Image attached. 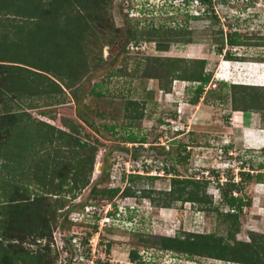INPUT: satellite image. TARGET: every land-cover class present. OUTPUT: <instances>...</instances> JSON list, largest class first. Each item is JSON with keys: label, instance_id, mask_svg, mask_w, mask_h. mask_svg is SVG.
Segmentation results:
<instances>
[{"label": "rangeland", "instance_id": "1", "mask_svg": "<svg viewBox=\"0 0 264 264\" xmlns=\"http://www.w3.org/2000/svg\"><path fill=\"white\" fill-rule=\"evenodd\" d=\"M211 2L212 4L205 0H111L107 12L112 13L114 26L120 27L121 31L108 44L98 41L95 59L103 58L106 62L102 69L96 70L92 79L87 78L76 86L85 95L84 101L77 104L69 99L67 103L52 106L55 109L50 106L28 109L32 117L25 139L20 141L17 148L4 150V153H10V159L0 156L3 161V167H0V198L3 197L1 190H5L8 195L12 191L15 196L25 198L23 202L31 207L30 213L35 212V216V207L49 203V197H56L55 193L59 192L61 183L69 182L65 186L75 185L66 175L67 168L61 172L52 165L54 161H41L43 158L39 155L43 153L37 151L52 147L54 142L47 139L46 130L50 128L38 123V114L46 111L56 117L53 121L45 119L67 132L64 139L58 140L60 144L63 140V145L66 140H70L69 133H76L70 131L72 125L79 126V136L83 139H87L88 134L90 137L87 140L90 142H101L88 185L76 199L65 193L64 199L68 200H65V205L59 210V223L53 229V240L56 241L57 237L58 242L55 247L51 244L52 251L49 254L41 256L40 264H60L64 257L65 264H76V257L80 255L77 243L65 240L62 235L63 232L73 231L87 235V246L90 248L87 251L95 255L94 260H91L90 254L85 255L79 259L80 264H229L210 256L188 257L185 253L161 250L159 245L153 243L162 236H173L181 230L215 232L222 237L228 235V224L219 219L216 213L207 216L191 202L173 201L168 206H159L152 198L140 196L143 188L169 190L174 172L181 174V177L207 179L208 176H213L210 180L215 181L208 185L207 194L214 197L215 204L222 202V188L217 183L226 184L223 189H227L231 181L241 180V171L251 172L254 177L244 183L242 190L234 192L235 195L244 196L249 203L243 209L241 228L236 234V240L250 241V231L264 236V149L253 150L248 147L251 144V132L258 131L259 127L264 128V110H235L230 85L235 82L264 86V62L256 61L264 56V0ZM15 17L23 19L19 15ZM136 21H139V30H151L152 33L146 38L147 34L140 37L138 42L133 36L130 37L129 32V29L135 28ZM100 25L106 30L105 23L101 22ZM181 26L185 29H181L182 32L176 35V28ZM221 30L226 39L227 33L237 31L240 34L239 40L243 39L245 44H227L220 53L218 48ZM184 38H192L193 41L185 42ZM229 49L234 52L233 61L226 60V50ZM150 55L207 59L206 68L213 75L199 102L192 104L188 101L194 95L192 90L196 84H188L180 79L173 80L172 89L167 91L158 87L157 79L137 77L131 81L130 78L123 77L117 81L114 77L110 83L112 94L102 97L90 95V90L110 69L107 68L109 63L112 64L114 60L120 61L119 63L126 61L133 70L135 60ZM92 56L89 55L88 59ZM241 57L247 61H241ZM223 77L227 79L226 86L219 83ZM107 88L106 85L103 90ZM120 90H124L130 99L140 102L139 105L144 107V118L134 121L125 118L126 99L113 98ZM85 101L88 107L85 106ZM237 105L243 108L244 103L238 99ZM181 124L185 125L184 131H176ZM131 134L138 139L144 137L146 141L131 142L128 139ZM30 145L34 147L36 156L28 155L31 152ZM20 147L28 155V159L19 156ZM60 148L62 150H58V153L61 155L60 159L64 158L62 161L65 167L78 153L71 144L66 147L60 145ZM144 162L147 164L146 169L143 167ZM123 166L127 173H132V166H135L142 170L136 173L159 177L151 180L144 176L132 182L124 174ZM164 166L165 169H162ZM7 180L12 182L10 186L2 184ZM118 186L120 191L113 198L107 195L94 196V187ZM126 186L132 187L136 195L123 196ZM158 198L169 201L165 200L166 196L160 195L156 199ZM106 201L112 203L108 207L112 215L108 225L98 223L97 228H93L97 221L94 219V223L92 218L78 226L74 225L71 216L76 212L86 211L87 206L94 209L96 203L99 206ZM222 208L227 211L229 206L222 204ZM95 210V217L101 213L104 216V212ZM88 231L91 232L90 236ZM232 242L234 243L233 240ZM42 243H46L45 238ZM30 245L33 250H38L33 244ZM58 246L60 250L65 251L63 246L68 249L63 258L56 259L53 254L57 253ZM132 250H138L142 260L133 261L130 257Z\"/></svg>", "mask_w": 264, "mask_h": 264}, {"label": "trees", "instance_id": "2", "mask_svg": "<svg viewBox=\"0 0 264 264\" xmlns=\"http://www.w3.org/2000/svg\"><path fill=\"white\" fill-rule=\"evenodd\" d=\"M205 1L212 4L211 0ZM110 2L111 0H0V142L3 143L0 156L10 159V153H4L5 149L11 148L7 144L13 142V145H18L25 139L24 135L30 129L28 124L32 117L28 111L29 108L54 107L69 102V99H73L77 104L84 101L85 95L76 86L87 78L92 79L93 75H96L94 73H97L96 70L102 69L106 62L103 58L95 59L98 41L108 44L121 31L120 27L114 26L112 13L107 12ZM17 15L23 19L15 17ZM101 22L105 23L106 30L101 27ZM138 22H135V28L129 29L130 37L133 36L136 42L141 39L140 37L147 34L146 38L152 34L151 30L147 32L139 30ZM153 28L156 30L155 27ZM183 28V26L176 28V35H179ZM220 34L221 43L218 48L220 53L227 44L230 46L245 44L243 39L239 40L240 34L237 31L227 33V39L223 30L220 31ZM183 41L192 42L193 40L184 38ZM91 54L93 56L88 59ZM225 55L227 59H235L234 52H231L230 49L226 50ZM240 59L247 61L244 57ZM117 61L114 60L112 64L107 65V68L110 69L107 70L103 79L95 84L97 87L94 86L90 90L91 96L102 97L105 94H112L110 83L114 77L117 78V81L123 77L130 78L131 81L137 77L157 79L158 87L167 91L172 89L173 80L180 79L187 81L188 84L190 82L196 84L192 90L193 97L187 100L192 104H197L213 75L206 68L208 61L205 58L150 55L135 60L133 70L126 61L121 63ZM256 61L264 62V56H260ZM219 83L222 86L228 84L223 80H220ZM106 85L108 88L103 90ZM230 85L233 91L235 110L248 111L254 108L264 110L263 85L236 83ZM35 95H39L40 99L33 100ZM113 98L126 99H124V116L127 120L134 121L144 118V107L139 105L138 100L130 99L124 90L114 94ZM238 99L244 103L243 108L237 105ZM143 104L145 105V103ZM85 106H89L86 101ZM50 119L55 120L56 117L51 116ZM39 121L49 126L50 130H46L48 131L47 139L54 142L52 147L37 151V153H43V155H39L40 158H43L41 161H54L52 165L61 172L62 169L67 168L66 175L70 181L71 179L74 181L75 185L65 186L69 182L61 183V190L58 187L59 192L56 191V197H49V203L35 207L36 216L35 212H33L34 214L30 213L29 208L31 207L23 202L25 198L15 196L10 190L9 195L5 190H1L3 197L0 198V264H40L41 256L52 251L50 246L53 240V229L59 223L58 218L61 215L59 210L65 205V200H68L64 199L65 193L76 199L88 185L94 171L101 142H97V140L90 142L87 140L90 137L88 134L87 139H83L79 136V126L72 125L70 131L73 130L77 134L69 133L70 140H66L64 145L63 140L60 144L58 140L64 139L67 132L56 127L54 123L41 119ZM128 139L131 142L146 141L144 137L138 139L132 134ZM68 144H71L73 150H76L78 154L74 155V160H69V163L64 167L65 163L62 161L64 158L60 159L61 155L58 150H62L60 145L66 147ZM29 150L31 152L28 155L35 154L33 147L29 146ZM22 151L23 148L20 147L18 149L19 156L28 159V155ZM1 160L0 157V167L3 163ZM143 167L147 168L146 162L143 163ZM162 169H165V166ZM174 171L177 170L174 169ZM70 172H74V174ZM180 175L178 172H174L169 190L143 188L140 196L152 198L154 203L159 206H168L173 201L191 202L198 211L207 214V216L216 213L219 219L228 224V235L222 237L215 232L181 230L173 236H162L160 240H154L153 243L159 245L161 250L185 253L188 257L205 255L229 264H264L263 234L250 231V241L236 240V234L241 228L243 209L249 203L245 201L244 196L235 195L234 192L242 190L244 183L251 180L254 175L251 172L241 171V180L239 182L231 181L227 189H223L226 184L217 183L218 187L222 188V202L219 204H215L214 197L207 194L208 185L215 180H210L207 177V179L204 177L201 179L194 176L181 177ZM128 176L130 177L129 181L133 182L135 179H142L145 175L133 173ZM145 177L155 180L159 176L146 175ZM10 183L12 182L7 180L2 184L10 186ZM130 186L125 187L122 192L123 196L136 195V191ZM119 191V186L93 188L94 196L100 195L101 197L107 195L113 198ZM160 195L166 196L165 200L169 201H162V198L156 199ZM222 204L228 205L229 209L226 211L222 208ZM94 227L97 228V225ZM90 233L88 231V236ZM44 238L46 239L45 244L42 243ZM142 240L147 241L145 238ZM30 244H33L38 250H33ZM64 249L66 251L68 248ZM56 251L57 253L53 254L56 259L63 258L65 251L60 249ZM140 255L138 250L130 252L133 261L142 260ZM64 260L60 264H65Z\"/></svg>", "mask_w": 264, "mask_h": 264}, {"label": "built area", "instance_id": "3", "mask_svg": "<svg viewBox=\"0 0 264 264\" xmlns=\"http://www.w3.org/2000/svg\"><path fill=\"white\" fill-rule=\"evenodd\" d=\"M173 122V121H172ZM184 126L185 125H181L180 127L181 128H184ZM115 205V204H114ZM109 206H112V203L110 204V203H108L107 201L105 202V203H103L102 205H99L98 206V204L96 203V206L94 207V209L91 207V206H87V210L86 211H84V212H76L75 213V215L74 216H71V219H73V220H77V221H81V220H84V221H86V220H89V219H91L92 218V221H94V219H95V221H97V225H99L98 223H103L104 225H108L109 223H110V221H111V219H112V215H110V213H111V211L109 210ZM91 207V208H90ZM98 207H100V208H98ZM95 209H98V211L100 210L101 212H104V216H103V213H101V214H99V216L98 217H95V213L97 214V212H96V210ZM74 213H72V215H73ZM95 221H94V223H95ZM76 232V233H75ZM69 233V232H68ZM67 232H63L62 233V235H63V237L64 238H66V235L68 234ZM72 233H74V234H78V235H75L72 239H73V242H75V243H77L76 245L78 246V248H79V253H80V255H78L77 257H76V264H80V261H79V259H82V257H84L85 255H88V254H90V257H91V260H94L95 258V255L93 254V252L91 253V252H89L88 253V251H87V249L90 251V248H89V246H87V245H89L88 244V241H89V239H88V241H87V243H85V242H83L82 241V238L84 237L83 235H80L77 231H73ZM55 237V236H54ZM64 239H62V241H63ZM58 242V238L56 237V241H54L53 243H52V245H53V247H55V243H57ZM60 245V244H59ZM60 246H58V250L60 249L59 248ZM66 246H63L62 248H65ZM92 251H93V249H92ZM89 257V258H90ZM65 259V260H64ZM64 259H62V260H64V262L63 263H65V261H66V257H64ZM62 260H61V262H62ZM72 263H75V262H72Z\"/></svg>", "mask_w": 264, "mask_h": 264}, {"label": "crops", "instance_id": "4", "mask_svg": "<svg viewBox=\"0 0 264 264\" xmlns=\"http://www.w3.org/2000/svg\"><path fill=\"white\" fill-rule=\"evenodd\" d=\"M36 97H34L33 96V100H37V99H40L39 98V95L37 96V95H35ZM43 99V98H42ZM36 110V109H35ZM55 114H57V113H55ZM51 116H53L52 114H50V112H46V111H44V112H42V113H39L38 114V116L37 117H39L41 120H44V121H46V119L47 118H51ZM46 118V119H45ZM36 119V118H35ZM51 120V119H50ZM53 121V120H52ZM46 122H48V121H46ZM38 123H40V121L38 120ZM37 123V124H38ZM50 123H52L51 121H50ZM253 130H255V129H253ZM249 137H250V139H251V144L250 145H248V147H251L253 150L254 149H258V148H261V147H263V145H264V128L263 127H259L258 128V131H256V132H251V134L249 135ZM14 143L13 142H9L7 145L9 146L10 145V147L11 148H13V147H16L17 148V146L18 145H13ZM30 147H33L32 145H30ZM3 148V143L2 142H0V149H2ZM34 148V147H33ZM257 175L259 176L260 174H258L257 173Z\"/></svg>", "mask_w": 264, "mask_h": 264}, {"label": "clouds", "instance_id": "5", "mask_svg": "<svg viewBox=\"0 0 264 264\" xmlns=\"http://www.w3.org/2000/svg\"><path fill=\"white\" fill-rule=\"evenodd\" d=\"M226 60H227V61H230V59H226ZM231 61H233V60H231ZM222 80H223V81H227V79L224 78V77L222 78ZM184 81H185V80H183V82H184ZM233 83H235V82H233ZM236 84H240V83H236ZM174 85H175V84H174ZM250 85H251V84H250ZM176 100H177V99H176ZM180 100H181V99H180ZM182 101H183V100H182ZM181 125H182V124H181ZM181 125H180V126H181ZM184 129H185V128H181V127H180V128H178L176 131H180V132H181V131H184ZM261 149H264V145H263V147H261ZM132 167H133V169H134L132 173H136V172H139V173H140V172L142 171V170L137 169V167H135V166H132ZM122 169L125 170L124 174H125V173H126L127 175L132 174V173H127V172H126L127 170H126L125 166H123ZM147 173H148V172H147ZM212 177H213V176H208V179H213ZM68 209H70V208H68ZM83 212H84V211H83ZM74 222H75V224H82V223H84V222H86V221H84V220H81V221H77V220H76V221H75V220H74ZM96 225H97V224H96ZM75 233H76V232H75ZM75 235H78V234H74V233H72V232H69V233L66 235L65 240H66V239H67V240H73L72 238H73ZM82 241L85 242V243H87V241H88V237H87V235H85V236L82 238ZM53 242H54V240L51 242V244H52ZM88 255H89V254H88Z\"/></svg>", "mask_w": 264, "mask_h": 264}]
</instances>
